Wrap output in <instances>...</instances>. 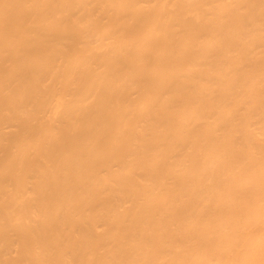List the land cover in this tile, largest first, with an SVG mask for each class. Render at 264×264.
I'll return each mask as SVG.
<instances>
[{"label":"bare ground","instance_id":"1","mask_svg":"<svg viewBox=\"0 0 264 264\" xmlns=\"http://www.w3.org/2000/svg\"><path fill=\"white\" fill-rule=\"evenodd\" d=\"M0 264H264V0H0Z\"/></svg>","mask_w":264,"mask_h":264}]
</instances>
